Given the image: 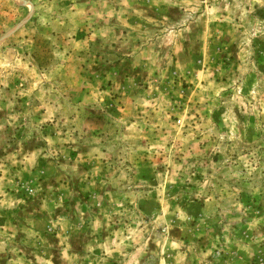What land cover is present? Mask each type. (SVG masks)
I'll list each match as a JSON object with an SVG mask.
<instances>
[{"label":"rangeland","instance_id":"obj_1","mask_svg":"<svg viewBox=\"0 0 264 264\" xmlns=\"http://www.w3.org/2000/svg\"><path fill=\"white\" fill-rule=\"evenodd\" d=\"M0 264H264V0H0Z\"/></svg>","mask_w":264,"mask_h":264}]
</instances>
